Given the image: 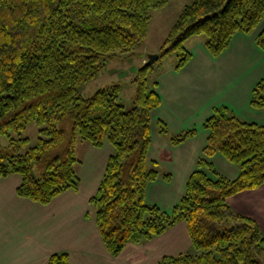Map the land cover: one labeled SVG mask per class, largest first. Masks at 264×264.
Listing matches in <instances>:
<instances>
[{"label":"trees","instance_id":"16d2710c","mask_svg":"<svg viewBox=\"0 0 264 264\" xmlns=\"http://www.w3.org/2000/svg\"><path fill=\"white\" fill-rule=\"evenodd\" d=\"M167 3L0 0V137L10 140L6 148L0 144V177L20 173L18 194L48 204L79 189V138L95 146L108 139L115 152L91 201L111 255H120L130 241L151 240L185 221L201 252L164 257L161 264H264V235L258 222L234 211L229 201L264 184V124L225 113L209 117L205 150L222 153L240 166L241 173L229 179L213 169L215 177L196 169L180 203L167 215L145 202L147 183L158 176L157 170L146 167L152 141L150 113L162 102L156 90H148L149 65L137 73L130 110L120 102V84L88 97L79 92L117 52L134 54L147 38L151 10ZM263 17L264 0H195L184 8L159 57L183 52L184 42L198 34H206L209 51L219 55L235 33L254 29ZM258 44L264 50V28ZM190 56L181 53V65ZM252 103L264 106V80L255 88ZM32 121L41 126L40 135L24 150L30 140L23 134ZM48 264H70L69 253H53Z\"/></svg>","mask_w":264,"mask_h":264},{"label":"rangeland","instance_id":"374dc122","mask_svg":"<svg viewBox=\"0 0 264 264\" xmlns=\"http://www.w3.org/2000/svg\"><path fill=\"white\" fill-rule=\"evenodd\" d=\"M194 1L168 0L166 5L152 9L145 42L132 55L117 52V57L107 62L92 81L80 87V94L88 97L106 86L120 84V102L126 110L132 109L139 69L147 65L150 54L160 53L184 8ZM263 28L264 17L254 29L235 33L219 55L209 51L206 34L194 35L184 42L183 52L165 53L149 64L148 90H156L162 102L150 113L152 141L146 167L157 170L158 176L147 183L148 205H157L172 215L196 169L205 170L211 177H215L212 169L229 179L240 175L239 165L220 152L209 154L205 150L209 134L205 125L209 117L220 113L264 124V106L255 107L252 103L255 88L264 80V50L258 44ZM186 52L191 56L181 65V53ZM40 128L36 121L28 124L23 135L30 142L24 150L37 143ZM9 143L8 137H0L3 148ZM114 152L115 147L108 139L102 146H95L79 138L76 145L79 189L68 190L48 204L18 194L20 173L0 177V264H27L42 255L43 248L52 251L57 247L70 252L67 251L73 264H116L103 254L96 204L91 201ZM230 199L233 210L254 218L264 235V184ZM200 252L187 223L181 221L159 237L128 242L118 263L161 264L164 257Z\"/></svg>","mask_w":264,"mask_h":264},{"label":"crops","instance_id":"0c3cea01","mask_svg":"<svg viewBox=\"0 0 264 264\" xmlns=\"http://www.w3.org/2000/svg\"><path fill=\"white\" fill-rule=\"evenodd\" d=\"M257 123V122H256ZM59 196H61V195H59ZM56 199V198H55ZM54 199V200H55ZM28 200V199H27ZM30 200V199H29ZM30 201H32V200H30ZM230 201V203H231V199L229 200ZM35 202V201H34ZM38 203H40V202H38ZM97 228H98V226H97ZM99 230V229H98ZM103 241V240H102ZM103 247H104V251L105 252H103V254L107 257V258H110V259H112V260H114L115 261V263L116 264H120V263H118V259L123 255V252H122V254L121 255H118V256H113V255H111L108 251H107V248H106V246H105V244H104V242H103ZM56 248V247H55ZM61 251H68V250H66L65 248H63V247H57L56 249H54V250H52V251H50L49 250V248H47V249H45V248H43V253H42V255H37V257H35L34 259H32L31 261H29V262H27V264H48V261H49V258H50V256L53 254V253H55V252H61ZM69 252V251H68ZM86 253H88L87 251H85ZM70 253V252H69ZM70 256V264H73L72 263V256H71V254L69 255ZM82 262H84V259L82 260ZM88 262V261H87ZM86 262V263H87ZM122 264V263H121Z\"/></svg>","mask_w":264,"mask_h":264},{"label":"water","instance_id":"95a60500","mask_svg":"<svg viewBox=\"0 0 264 264\" xmlns=\"http://www.w3.org/2000/svg\"><path fill=\"white\" fill-rule=\"evenodd\" d=\"M159 54H150L148 57H149V60H147V64H152L155 60H157L159 58Z\"/></svg>","mask_w":264,"mask_h":264}]
</instances>
